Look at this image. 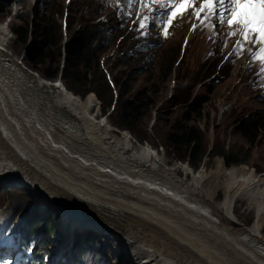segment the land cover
Returning a JSON list of instances; mask_svg holds the SVG:
<instances>
[{
  "label": "rangeland",
  "instance_id": "1",
  "mask_svg": "<svg viewBox=\"0 0 264 264\" xmlns=\"http://www.w3.org/2000/svg\"><path fill=\"white\" fill-rule=\"evenodd\" d=\"M3 1L7 13L0 14V25L4 26L7 33L10 55L23 64L27 43L16 39L10 30L13 25L19 24L30 29L36 18L38 22V18H42L44 21L58 25L61 37L55 51H59L60 66H62L66 42L75 40L82 34H90L92 28L101 27L98 24L103 22L108 30L94 42L101 47L102 52L98 54L96 64L98 70L95 66V71L92 70L91 73L104 72L107 77L111 74L116 83L130 78V90L122 96V100L130 98L135 102L138 100L137 103L140 104L141 115L137 124H131L134 127L133 131L115 125L118 109L112 111L113 107H111L107 111L94 91L91 90L82 97L68 89L62 79L61 86L63 85L67 92L73 93L89 106V110L97 119L110 124V129L125 133L128 142L148 145L155 152L164 153L168 163L174 164L176 172L181 176L189 177L200 170H216L220 179L209 181L203 189L204 195L213 202L220 203L230 194L238 217L243 218L246 224L256 221L261 214V208L253 210L251 198L244 192H234V189L241 173L264 174V77L253 74L259 68L258 62L249 67V73L245 71L249 54L243 57L242 54L228 56L237 37H228L227 29H218L221 35L217 39L209 30L197 28L191 33L189 43L184 46L183 40L188 36L194 19L193 14L191 15L192 9H189L188 14H184L178 21L173 22L167 38H163L162 31L155 26L146 38H141L134 30L136 25L133 21L136 20V12L133 11L130 18L118 16L116 0H112L111 4H106L104 0ZM136 8H139V5ZM67 22L69 31L65 28ZM122 26L125 27L121 29ZM102 38L107 40L101 41ZM132 45L141 46L145 51H139L138 55L133 57L129 50ZM241 52L243 53L244 50ZM27 64V62L24 64L26 68L34 71L41 82L52 81L44 79L40 70L41 67H46L48 62L38 66L37 70ZM198 97L205 98V102L202 103L200 111L193 113L190 107ZM102 109H106L107 112L104 113ZM186 114H189V118L185 123H188V126L192 125L195 131L203 135V148L206 154L196 167L190 166L186 161V155L192 152V146L184 151L179 146L164 143L165 133L171 131ZM249 121L259 123L260 129L255 134L254 131L245 134L243 126ZM246 129L250 130V125ZM222 153L228 155L230 159L228 161L240 162L226 165ZM217 164L220 167H217ZM147 186L149 184L145 185ZM29 199H32L34 209L43 215V218L46 217L48 210H54L56 213L52 221L55 229L50 237L52 244L50 243L48 247L50 253L44 258V264H56L61 252L75 241L76 234L84 235L86 232L96 236L94 243L98 246L100 241L109 244L104 254L98 253L103 257L105 264H132L125 262L131 254L121 239L100 229L97 219L95 222L87 220L91 225L86 226V229L77 230L76 225H68L69 229H66L67 226H63L67 224L61 221L60 211L66 220L73 219L79 223L85 222L84 212L80 211L75 215L65 209L57 208L53 204L51 194L42 196L41 201L35 198L34 191L30 187L24 186L21 181L10 176L0 179V233H3L7 227L14 226L24 214L23 210L30 206ZM44 200H48L49 204L44 206ZM14 207L17 211H12ZM46 223L51 224V221L47 218ZM67 230L72 234L66 242L65 235L70 234L66 232ZM54 235L58 238L56 239ZM13 253L14 255L11 256ZM2 254L4 258L0 260V264H23L28 257L16 247L0 244V257Z\"/></svg>",
  "mask_w": 264,
  "mask_h": 264
},
{
  "label": "bare ground",
  "instance_id": "2",
  "mask_svg": "<svg viewBox=\"0 0 264 264\" xmlns=\"http://www.w3.org/2000/svg\"><path fill=\"white\" fill-rule=\"evenodd\" d=\"M198 6L199 2L195 7ZM193 22L198 23L195 18ZM1 25L0 54L13 60ZM193 32L190 30L186 39ZM3 67L0 61V72L7 69ZM33 79L40 91H27L33 101L17 119L11 117L9 105L0 100V119L8 131L4 135L0 130V179L10 176L21 181L41 201L42 196L51 194L53 204L71 214L84 212L85 222L79 223L66 220L60 211L66 229L68 225L86 229L91 225L87 220L97 219L100 229L124 243L131 254L127 263L264 264V174L239 175L234 192L246 193L253 210L261 208L256 221L246 224L234 210L230 194L220 203L204 195L206 184L220 179L216 170L181 176L164 153L128 142L125 133L110 129V124L97 119L73 93L57 84L41 82L34 74ZM10 93L16 94L15 100L17 96L28 99L22 91ZM26 115L40 121L48 116L60 127L57 131L62 135L55 136L83 156L94 157L89 161L91 165H81L66 156L53 141L48 142L50 147L34 128L30 134L24 126L31 122L30 118L25 120ZM101 161L108 163L111 170L119 169L121 179L95 170L93 164ZM43 203L45 206L49 201ZM66 232L70 233L63 238L67 242L72 233Z\"/></svg>",
  "mask_w": 264,
  "mask_h": 264
},
{
  "label": "trees",
  "instance_id": "3",
  "mask_svg": "<svg viewBox=\"0 0 264 264\" xmlns=\"http://www.w3.org/2000/svg\"><path fill=\"white\" fill-rule=\"evenodd\" d=\"M5 8V1L0 0V14L7 13ZM36 19L30 29L24 28L19 24L10 27L18 41L27 43L23 62H27L32 69L36 70L38 66L45 65L48 62L46 67H41L40 69L44 79L53 81L61 71V79L68 89L82 97L89 91H94L103 107L107 108V111L111 107H113L112 111L118 109L115 125L133 131L132 128L134 127L131 124H137L141 115L140 104L137 103L138 100L135 102L134 99L130 98L122 100V96L130 90V78L123 82L121 81V83H116L111 74L110 78H108L104 72L96 71L93 73L98 62V54L100 51L102 52L100 50L101 47L95 45L94 42L100 39L101 35L108 30V27L103 22H100L98 26L101 27L92 28L90 34H82L77 39L66 42L65 58L62 66H60V54L59 51H55V47L61 37L58 25H54V22L44 21L42 18H38L39 22ZM65 28L69 31L68 22ZM109 28L111 29V27ZM103 40L107 39L102 38L101 41ZM130 52L133 57L137 55L133 50ZM127 55L128 52L126 53ZM54 62H57L56 65H52ZM96 68L98 70L97 66ZM92 70L93 72L91 73ZM203 102H205V98H196L190 107L191 111L193 113L200 111ZM107 111L106 109L103 110L104 113ZM188 118L189 114H186L184 119L177 122L171 131L165 133L164 143L170 146H179L184 151L192 146V152L186 155V161L190 166L196 167L202 161L206 152L203 148V135L199 131H195L192 125L188 126V123H185ZM183 121L184 123L182 124ZM245 124L243 126L245 134H251L253 131V134H255L260 129L258 122L249 121ZM248 125L251 127L250 130L246 129ZM253 137L255 136L253 135ZM222 156L226 161V165L240 162L239 160L228 161L230 159L226 153H222ZM217 167L220 166L217 164ZM32 203V199H29L28 204L30 206L23 210L24 214L12 228L7 227L5 233L0 235V242L5 245H13L16 244L15 238L20 250L24 255L28 256L23 261V264H44V258L47 253H50L48 247L51 243L50 237L55 230L52 221L56 213L54 210H48L46 217L43 218V215L34 209ZM14 210L17 211V208H12V211ZM47 218L51 221V224L46 223ZM54 237L58 238L55 235ZM95 239L96 236H93L91 232H86L84 235L76 234L75 241L69 248L61 252L56 264H105L102 260L103 257L99 256L98 253L104 254L109 244L100 241L98 246L94 243Z\"/></svg>",
  "mask_w": 264,
  "mask_h": 264
},
{
  "label": "snow or ice",
  "instance_id": "4",
  "mask_svg": "<svg viewBox=\"0 0 264 264\" xmlns=\"http://www.w3.org/2000/svg\"><path fill=\"white\" fill-rule=\"evenodd\" d=\"M104 2L111 4L112 0ZM197 2L199 6L195 7ZM116 5L118 16L130 18L133 11L136 12L134 30L141 38H146L153 26L167 38L173 22L192 9L195 21L199 23L193 22L191 31L207 29L219 39L221 32L218 29H227L228 37H237L228 56L247 51L250 56L248 66L258 62L256 75L264 77V0H116Z\"/></svg>",
  "mask_w": 264,
  "mask_h": 264
},
{
  "label": "water",
  "instance_id": "5",
  "mask_svg": "<svg viewBox=\"0 0 264 264\" xmlns=\"http://www.w3.org/2000/svg\"><path fill=\"white\" fill-rule=\"evenodd\" d=\"M65 48V45H64ZM1 58L3 59V64L8 65L9 68H7L6 70H4L3 72H0V80L3 81L2 84H0V100L2 102V104L4 105V103H6L7 105H9V112L11 114V117L17 119L20 115H23L27 110H28V105H29V101L32 100L31 98H29L30 96L27 95V91H40L36 86H35V82L33 79V74H35L34 71H31L30 69L26 68V66L23 63H20V61L15 60V59H10L9 57H5L3 55H1ZM33 72V74L31 73ZM55 82V83H54ZM52 84H57V86H59L60 88H62L61 86V71L60 74L58 75V78L55 79L54 81H51ZM11 91H13L14 93H17V91H22L25 95V97H27L28 99H21L20 96L16 97L15 100V95L16 94H12L10 93ZM33 101V100H32ZM31 120V122L29 124L24 125L30 134L33 133L32 128H34V130L36 131V133H39L40 138L44 139L47 142L46 138L47 137H52L54 136L57 141L59 142L60 139H58L55 135H59L61 136L62 134L59 133L58 128H60L58 125H55L52 123L51 119L47 116V119H45L44 121H40V120H36L34 116L32 115H26L25 116V120L29 119ZM29 120V121H30ZM0 130L3 132L4 135L8 134V131L6 130V126L3 122V120L0 119ZM53 138V137H52ZM41 142V140L39 141ZM61 142L63 144H65L64 140H61ZM49 144V143H48ZM66 145V144H65ZM50 146V144H49ZM51 147V146H50ZM78 153L79 156V160L75 159L77 161H79L81 163V165H85V164H90V162H88L90 159H95L94 157H85L83 156V154L76 149L75 150ZM66 156H69V154L64 153ZM72 158V157H71ZM87 158V160H85ZM102 162V161H101ZM100 164H103V162ZM100 164H93L95 165L94 169L97 170L100 173H105L108 174L110 176H114L116 178H118V175L114 174V172H109L108 170H104ZM91 165V164H90ZM108 165V163H107ZM99 166V167H98ZM114 171L116 173H119L120 170L119 169H114ZM121 179V178H118ZM133 182H136V180H134Z\"/></svg>",
  "mask_w": 264,
  "mask_h": 264
}]
</instances>
